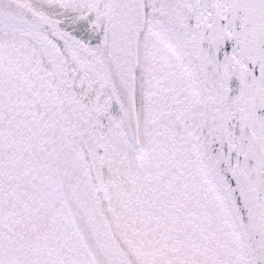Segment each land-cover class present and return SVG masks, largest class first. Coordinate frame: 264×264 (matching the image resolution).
Returning a JSON list of instances; mask_svg holds the SVG:
<instances>
[{"label":"snow or ice","instance_id":"obj_1","mask_svg":"<svg viewBox=\"0 0 264 264\" xmlns=\"http://www.w3.org/2000/svg\"><path fill=\"white\" fill-rule=\"evenodd\" d=\"M0 264H264V0H0Z\"/></svg>","mask_w":264,"mask_h":264}]
</instances>
